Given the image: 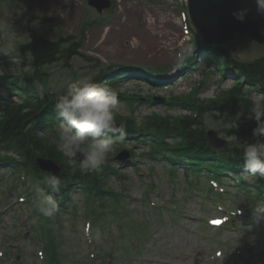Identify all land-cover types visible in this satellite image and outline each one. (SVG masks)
<instances>
[{"label":"rangeland","instance_id":"obj_1","mask_svg":"<svg viewBox=\"0 0 264 264\" xmlns=\"http://www.w3.org/2000/svg\"><path fill=\"white\" fill-rule=\"evenodd\" d=\"M186 0H117L116 10L108 15L105 22L97 25L90 22L87 30V41L81 50V56H76L66 67L60 61L50 68V89L57 90L69 84L74 77L70 75L71 68L80 70L83 74L79 79L93 76V63L88 58H98L105 65H147L153 68L173 66L179 50L192 53L193 36L186 34L182 5ZM96 13L86 7L84 0H2L0 2V71H9L19 75L23 59L19 57L18 47L27 42L28 23L40 32L48 33L52 38L78 35L81 27ZM50 31V32H49ZM203 68H209L208 62L200 60ZM62 66V69H61ZM12 69V72L10 71ZM25 70L30 68L25 67ZM202 69L181 81L175 89V94L188 92L202 79ZM38 89L43 87L38 84ZM233 85V79L222 80L219 74L209 77L206 86L201 91L202 97H210L220 89ZM139 91L142 95L167 96L158 88L145 83L129 82L123 90ZM6 92V90H4ZM256 102L264 99L255 96ZM16 100V98H15ZM118 113L128 115L129 107L120 103ZM153 112L163 115H180L178 109L166 106H142L137 111L141 120ZM229 119V118H228ZM225 117L208 116L207 128L221 129L230 127L233 123ZM224 137V135H222ZM54 140L55 137L52 136ZM147 146L139 145L135 149L137 157L127 166H119L127 176L131 209L135 218L145 219L154 226V232L148 241V247L142 252L139 261L128 260L124 264H264V213L249 223L241 220L242 228L232 231L230 228L221 231L206 229L209 218L222 215L216 205L206 199L196 196L186 181V173L181 170L176 177L170 175V167L163 161L150 160L140 154ZM140 148V149H139ZM3 176V177H2ZM8 177L10 175L8 174ZM4 171L0 174V192L11 196V207L1 209L0 214V249L6 243L15 245L21 252L20 256L0 258V264L5 261L24 264H43L36 255L42 248L31 240L32 233L26 225L30 220L27 216V204L19 201L18 193L23 190L20 183L19 192H11L5 182ZM111 185L121 189L120 184L112 181ZM234 191V188H231ZM22 196H26L25 193ZM237 195L227 197L224 201L226 208L234 207ZM81 198V197H80ZM176 204L180 207L176 208ZM161 210L163 217L157 212ZM168 211V213L166 212ZM85 218L73 221L69 216L61 217L56 227L59 236L72 250L74 255L83 262H89V245L85 236ZM244 221V224H243ZM24 226L18 228V224ZM25 227V228H24ZM94 229V225L92 231ZM22 233V239H13L17 232ZM104 241L109 243L118 238L114 227L101 233ZM121 242L120 240H116ZM222 250L223 256H215L216 250ZM242 253L237 256L236 250ZM219 262V263H216Z\"/></svg>","mask_w":264,"mask_h":264},{"label":"clouds","instance_id":"obj_2","mask_svg":"<svg viewBox=\"0 0 264 264\" xmlns=\"http://www.w3.org/2000/svg\"><path fill=\"white\" fill-rule=\"evenodd\" d=\"M255 12L264 17V0H253ZM249 8H241L232 12L233 17L243 22ZM187 53L181 52L172 70L184 67ZM120 101L117 92L104 82L93 78L79 79L67 85L63 94L54 104L56 124L54 125L56 142L59 151L68 158L69 165H77L81 173H92L102 169L108 162V155L116 143H123L128 130L126 125L116 122V112ZM232 120L233 128H238L240 116ZM247 119L254 120L252 129L253 142H238L241 148L243 170L260 180H264V102L250 106ZM82 148V145H85ZM77 157H80L78 160ZM76 169L73 168V171ZM43 187L35 190V204L38 212L47 218L53 217L59 210L57 194L61 191V180L55 175L42 178ZM264 213V208L255 209ZM99 238V233H97Z\"/></svg>","mask_w":264,"mask_h":264},{"label":"trees","instance_id":"obj_3","mask_svg":"<svg viewBox=\"0 0 264 264\" xmlns=\"http://www.w3.org/2000/svg\"><path fill=\"white\" fill-rule=\"evenodd\" d=\"M36 39L32 41L31 44L26 46V50L31 54L32 64L37 70H41L42 66L45 63L53 62L58 56L62 55L67 51L62 50L60 43H51L46 41L40 37L34 36ZM39 49V50H38ZM210 56L213 60H215L218 64V68L221 70L227 71V68H232L236 71L238 75L245 78L249 81L255 82L254 86H258L264 88V58L259 59L253 63H244L236 61L232 58L231 55L225 52H219V50H211ZM45 52V53H44ZM76 51L71 52L72 54ZM70 55L68 56V58ZM190 67L194 65V63L189 64ZM110 69L104 70L103 73H100L99 76L94 78L97 81L104 82L110 84L109 73ZM116 76L114 79H117ZM107 80L108 82H105ZM179 101L184 103H189V101L193 100L191 96H187V99L184 97L179 98ZM53 101L49 96L46 97L45 100H39L37 102H28L25 105H21L17 108V110L12 115V120L7 124L4 128V136L9 137L11 135H22L21 141L24 143L23 150L27 154H33L36 151H40L42 153L50 154V155H58L57 147L51 145L47 147L48 141L39 137L33 126L36 124L44 125L50 119L55 118V114L53 112ZM223 108L229 110L231 108H235L237 112H246L247 104L241 102L240 104L226 103L223 105ZM240 108H243L241 110ZM119 121L123 122L126 125L127 130L129 131H137L138 129H142L147 126L146 124L142 126V128L138 127L134 120L129 118H118ZM117 120V121H118ZM256 126L254 120H250ZM198 120H192L189 118H182L181 120H175L174 122L170 120H166L162 117L155 116L150 120V124L147 128H152L157 132L167 133L171 131L172 133H176L181 136H187V143L185 150L188 151L189 148L198 149L200 152L203 150H207L208 152H212L211 147L208 144L206 138V132L204 129L198 128ZM14 125V126H13ZM24 131L26 134H23ZM240 137H248L251 134V126L245 125L234 131ZM129 135V133H128ZM55 148V149H54ZM225 156L230 161H241V151L236 149L232 152H227ZM61 180V192L67 187V190L70 186H75V184L83 183L87 184L91 187H94L98 191L102 192L103 189L98 184H93V181L96 182L97 178L93 179L91 173H81L78 169L73 171V169H64Z\"/></svg>","mask_w":264,"mask_h":264},{"label":"water","instance_id":"obj_4","mask_svg":"<svg viewBox=\"0 0 264 264\" xmlns=\"http://www.w3.org/2000/svg\"><path fill=\"white\" fill-rule=\"evenodd\" d=\"M245 7V20H236L232 12ZM189 13L205 42L228 43L241 58L264 55V17L256 14L253 0H190Z\"/></svg>","mask_w":264,"mask_h":264},{"label":"bare ground","instance_id":"obj_5","mask_svg":"<svg viewBox=\"0 0 264 264\" xmlns=\"http://www.w3.org/2000/svg\"><path fill=\"white\" fill-rule=\"evenodd\" d=\"M39 50V49H38ZM45 53V52H44ZM63 54V53H62Z\"/></svg>","mask_w":264,"mask_h":264}]
</instances>
